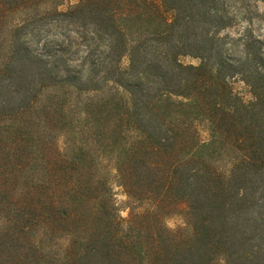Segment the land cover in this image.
Returning a JSON list of instances; mask_svg holds the SVG:
<instances>
[{
    "label": "trees",
    "instance_id": "obj_1",
    "mask_svg": "<svg viewBox=\"0 0 264 264\" xmlns=\"http://www.w3.org/2000/svg\"><path fill=\"white\" fill-rule=\"evenodd\" d=\"M45 1L0 0V264H264V38L221 35L258 0Z\"/></svg>",
    "mask_w": 264,
    "mask_h": 264
},
{
    "label": "rangeland",
    "instance_id": "obj_2",
    "mask_svg": "<svg viewBox=\"0 0 264 264\" xmlns=\"http://www.w3.org/2000/svg\"><path fill=\"white\" fill-rule=\"evenodd\" d=\"M79 0H46L44 3L36 7L37 13H45L50 10H56L57 12H65L73 5L77 4ZM256 14L251 16V20L244 18V14H239L234 25L221 33V35H227L230 38H236L240 35L245 34L249 31L254 37L260 39L264 38V0H258L254 4L252 3L251 9ZM246 15V14H245ZM19 18V15H17ZM33 36H28L31 47L40 53H48L47 44H60L67 43L69 37H76V33L73 27H70L66 23L58 24L48 22L45 25L40 26L39 30L34 32ZM50 46V45H49ZM75 49H71L69 52L64 53V57L73 60L71 63L73 66L77 64L76 58L79 53H75ZM230 54V53H229ZM234 57L241 55V48L231 52ZM230 54V55H231ZM179 61L184 65H198L199 59L190 56H182ZM230 86L233 92L242 98L244 101L250 99L248 87L240 81L238 78L230 80ZM201 137L203 140H207L208 134L203 127L200 129ZM102 171L108 177V181L112 188L113 199L118 207V214L121 218H127L130 208L134 207L135 211L141 212L146 206L145 205H134L129 203L127 197L123 193L121 187L118 186L117 179L115 177V171L110 167H105ZM183 205L176 209V213L166 217L163 221L164 226L167 229L174 230L185 226L183 218Z\"/></svg>",
    "mask_w": 264,
    "mask_h": 264
}]
</instances>
